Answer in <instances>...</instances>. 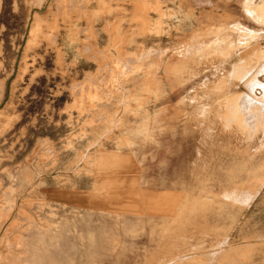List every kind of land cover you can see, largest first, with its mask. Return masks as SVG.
<instances>
[{"label":"rangeland","instance_id":"374dc122","mask_svg":"<svg viewBox=\"0 0 264 264\" xmlns=\"http://www.w3.org/2000/svg\"><path fill=\"white\" fill-rule=\"evenodd\" d=\"M260 1L0 0V264H264Z\"/></svg>","mask_w":264,"mask_h":264},{"label":"bare ground","instance_id":"6f19581e","mask_svg":"<svg viewBox=\"0 0 264 264\" xmlns=\"http://www.w3.org/2000/svg\"><path fill=\"white\" fill-rule=\"evenodd\" d=\"M245 6V5H244ZM246 9V11L248 12V14H250L251 15V17L253 16V18H255V19H257V20H260V22L262 21V22H264V0H261L260 2H255V3H253V2H248V4H247V6L245 7ZM258 22V21H257ZM260 22H258V23H260ZM236 27V26H235ZM244 29V28H243ZM248 31L250 32V33H253V31L252 30H249V29H247L246 31H244L245 33L247 32L248 33ZM249 33V34H250ZM253 38V37H252ZM255 38V37H254ZM249 43V42H248ZM245 45V44H244ZM250 46V45H249ZM263 55V54H262ZM160 79V78H159ZM222 80V79H221ZM228 80V79H227ZM165 81V80H164ZM163 80H161V81H158V85L159 86H161V89H160V92H161V90H162V92H164V90H165V88H167L166 87V84H168L169 82H166V84H165V82H164ZM173 80H171V82H172ZM170 82V83H171ZM233 84V83H232ZM172 85V84H171ZM210 85H211V83H210ZM215 85V84H214ZM164 86H165V88H164ZM236 86V85H235ZM210 88V87H209ZM159 89H157L156 91L158 92L159 91ZM196 89H198V88H196ZM211 89V88H210ZM209 89V90H210ZM171 90H172V88H171ZM218 91V90H217ZM220 91V90H219ZM218 91V92H219ZM214 93V92H213ZM125 95V94H124ZM160 95V94H159ZM164 95V94H163ZM163 95H161V96H163ZM169 95V94H168ZM251 96V95H250ZM160 97V96H159ZM167 97V96H166ZM161 98V97H160ZM163 98V97H162ZM161 101V100H160ZM221 104V103H220ZM222 110V109H221ZM161 111V110H160ZM159 111V112H160ZM176 111V110H175ZM208 111V110H207ZM209 112V111H208ZM216 113H217V111H216ZM155 114V113H154ZM160 114V113H159ZM220 114V113H219ZM171 115V114H170ZM213 115V114H212ZM159 116V118H160V116L161 115H157V117ZM157 117H156V119H157ZM158 118V119H159ZM220 118V117H219ZM214 121V120H213ZM157 122V121H156ZM160 127V126H159ZM158 127V128H159ZM149 127H147L146 128V126H143V125H141L137 130H136V132H138V133H143V134H145L146 135V137L148 136V133L151 131L152 132V128H150V129H148ZM155 129H156V127H155ZM127 135H129V134H127ZM130 136V135H129ZM197 137V136H196ZM114 139V138H113ZM112 139V140H113ZM114 142V141H113ZM135 142L136 141H131V139H130V146L131 147H133V146H135ZM142 142V141H141ZM109 143V142H108ZM138 143V142H137ZM136 143V144H137ZM93 147V146H92ZM113 148V147H112ZM112 150V149H111ZM87 155V154H86ZM82 163V161L79 163V164H81ZM81 166V165H80ZM88 166V165H87ZM72 172V171H71ZM41 173V172H40ZM55 175V174H54ZM97 175V174H96ZM37 178H38V176H37ZM33 185V184H32ZM27 186V185H26ZM119 186V185H118ZM30 187V186H29ZM28 190V189H27ZM161 191H163V190H161ZM29 192V191H28ZM163 194V193H162ZM22 195V194H21ZM110 196V195H109ZM96 199V198H95ZM93 200V202L94 201H96V200ZM103 199V198H102ZM113 199V198H112ZM118 199V198H117ZM169 199V198H168ZM97 200H100V198H97ZM161 201V200H160ZM104 202V201H103ZM161 203V202H160ZM97 204H99L100 205V202L98 203L97 202ZM96 204V205H97ZM105 207V206H104ZM154 207H156V206H154ZM163 207V206H162ZM157 208V207H156ZM93 209V208H92ZM96 210V209H95ZM153 210V209H152ZM159 210V209H158ZM161 210V209H160ZM163 210V209H162ZM97 211H100V209H97ZM153 212V211H152ZM90 213V212H89ZM92 213V212H91ZM159 213H161V212H159ZM156 214V213H155ZM157 215V214H156ZM155 216V215H154ZM224 216H226V215H224ZM223 219V218H222ZM224 222V221H223ZM72 225H70V223H65V225H55L54 227H55V229H56V231L58 232V236H57V238L55 239V240H53V241H51L52 243L55 241L56 243H60L61 245H62V247L63 246H65L64 248H68L69 247V249H75L76 248V245L75 244H73L74 242H71V241H69V240H66L65 238H63L64 236V230H68L70 227H71ZM88 236V238L85 240V238H81V242L82 243H85V242H88L89 244H95L96 243V238H95V234H94V232H89L88 234H87ZM58 240V241H57ZM32 242V241H31ZM40 243H44L45 241H44V239L43 240H40L39 241ZM52 243H50V244H52ZM68 245H70V246H68ZM222 245V244H221ZM185 254V253H184ZM192 254V253H191ZM186 256V255H185ZM180 257V256H179ZM183 257V256H182ZM180 260V259H179ZM93 261H95V259H93Z\"/></svg>","mask_w":264,"mask_h":264},{"label":"crops","instance_id":"0c3cea01","mask_svg":"<svg viewBox=\"0 0 264 264\" xmlns=\"http://www.w3.org/2000/svg\"><path fill=\"white\" fill-rule=\"evenodd\" d=\"M142 43V42H141Z\"/></svg>","mask_w":264,"mask_h":264}]
</instances>
